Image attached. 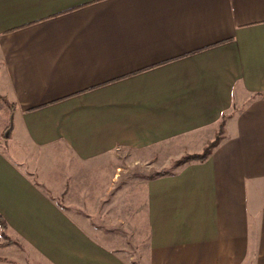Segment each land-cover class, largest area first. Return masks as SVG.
I'll use <instances>...</instances> for the list:
<instances>
[{
	"label": "crops",
	"instance_id": "obj_1",
	"mask_svg": "<svg viewBox=\"0 0 264 264\" xmlns=\"http://www.w3.org/2000/svg\"><path fill=\"white\" fill-rule=\"evenodd\" d=\"M218 126L145 182L140 264H264V0H0V264H131L67 200Z\"/></svg>",
	"mask_w": 264,
	"mask_h": 264
},
{
	"label": "rangeland",
	"instance_id": "obj_2",
	"mask_svg": "<svg viewBox=\"0 0 264 264\" xmlns=\"http://www.w3.org/2000/svg\"><path fill=\"white\" fill-rule=\"evenodd\" d=\"M220 136L221 129L218 126L213 136H210L201 151L194 153L184 151L180 156L175 151L159 152L158 146L151 149V159L145 161L144 159L147 156L144 152L121 150L109 154L106 157L108 160L115 155L117 156L114 159L115 161L113 160L110 164L113 171L120 176V182L107 184L104 182L101 184L104 187L108 185L112 189L107 198L102 200L101 205L97 206L95 215H87L77 209L72 204L77 202V200H67V203L69 202L68 206L70 205V212L92 234L118 249L128 262L140 264L142 252L145 251L147 244V232L143 219V191L145 182L156 175L169 174L186 162L198 161L196 159L202 157L203 152L208 146L213 142L218 143ZM174 154H177L176 157L173 156ZM107 168L111 173L112 169L108 166L105 167L102 174L104 176L103 179H106L108 174ZM89 185L93 186L94 184ZM99 186L96 183L93 191Z\"/></svg>",
	"mask_w": 264,
	"mask_h": 264
},
{
	"label": "trees",
	"instance_id": "obj_3",
	"mask_svg": "<svg viewBox=\"0 0 264 264\" xmlns=\"http://www.w3.org/2000/svg\"><path fill=\"white\" fill-rule=\"evenodd\" d=\"M217 143L213 142L210 146H208L207 149H205V151L203 152L202 154V157H200L199 159H196L198 161H203L210 153H211V149L216 145ZM157 176H161V175H156L155 177ZM154 178V177H152ZM0 227L1 228H4V222L2 220V218L0 217Z\"/></svg>",
	"mask_w": 264,
	"mask_h": 264
}]
</instances>
